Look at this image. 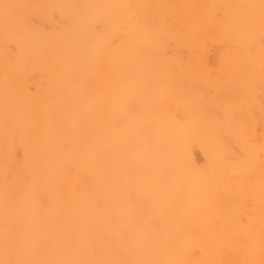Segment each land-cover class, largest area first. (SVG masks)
<instances>
[{
  "label": "bare ground",
  "instance_id": "6f19581e",
  "mask_svg": "<svg viewBox=\"0 0 264 264\" xmlns=\"http://www.w3.org/2000/svg\"><path fill=\"white\" fill-rule=\"evenodd\" d=\"M0 264H264V0H0Z\"/></svg>",
  "mask_w": 264,
  "mask_h": 264
}]
</instances>
